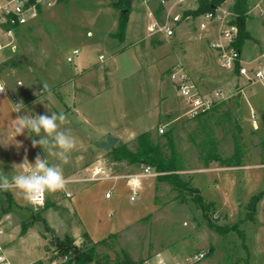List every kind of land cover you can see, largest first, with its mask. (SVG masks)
<instances>
[{
  "label": "rangeland",
  "instance_id": "obj_1",
  "mask_svg": "<svg viewBox=\"0 0 264 264\" xmlns=\"http://www.w3.org/2000/svg\"><path fill=\"white\" fill-rule=\"evenodd\" d=\"M258 1L252 0L251 7ZM113 2L58 1L38 19L17 29L13 37L3 39L0 81L7 82L8 92L23 103V109L17 113L12 99L0 95V137H9L5 146L0 145V170L10 176L20 170L13 165L23 163L25 156L30 163L37 154L46 158L41 147L32 145V140L40 137L27 132L12 137L19 115H67L68 123L63 127L70 129L76 140L82 137L89 142L87 148L76 143L70 162L63 166L64 175L72 173L70 177L76 179L93 177L96 168L101 170L96 175L99 177L126 175L130 169L113 165L101 146L100 139L116 132L100 136L99 131L116 123L135 135L152 128L156 138L161 134L159 127L164 126V133L173 130L183 155L186 170L182 174L191 178L206 201L214 202L215 209L208 212L210 218L217 224L239 225L226 234L211 229L190 191L177 190L160 180L153 187L155 177L140 178L134 201L132 178L83 180L66 184L71 197L61 191L48 192L46 201L55 202L59 209L48 208L42 215L57 233L46 231L44 222L38 221L25 238L20 237L22 221L33 220L45 203H31L13 192L16 206L7 213L0 207L5 230L15 239L13 250L8 248L11 258L17 264H51L60 260L51 249L54 234L63 236L68 231L80 237L74 238L81 246L87 242L88 230L98 241L104 240L96 247L99 260L105 256L112 261L123 258L124 251L138 261L158 252L169 261L204 252V258L190 264H264V86L257 83L243 91L238 89L235 74L221 65L211 49L217 28L209 25L201 29L203 14L183 16L196 9L198 0L174 5V13L181 15L177 22L164 9L156 13L158 0L148 4L134 0L123 40L116 36L121 10ZM225 5L232 7V2ZM150 11L160 25L173 26L172 37L150 30ZM256 12L249 14L247 23L251 38L243 49L248 56L264 46V24ZM76 48L80 53L74 56ZM100 55L105 59L100 60ZM69 56H73L72 62L67 60ZM178 63L203 92L221 89L230 97L204 116L187 118L183 99L169 78L171 67ZM44 83L49 85L50 94L43 93ZM160 104L164 109L156 118ZM251 110L256 114L257 127ZM208 139L216 142L225 159L234 153L236 141L241 142L245 152L242 165L206 164L201 145ZM128 144L135 149L136 138ZM95 151H100L99 157ZM83 157L85 165L77 168ZM49 160L57 162L51 157ZM141 170L134 168L133 172ZM108 191L112 198L106 197ZM256 197V212L241 222Z\"/></svg>",
  "mask_w": 264,
  "mask_h": 264
},
{
  "label": "built area",
  "instance_id": "obj_2",
  "mask_svg": "<svg viewBox=\"0 0 264 264\" xmlns=\"http://www.w3.org/2000/svg\"><path fill=\"white\" fill-rule=\"evenodd\" d=\"M154 0H144L145 3ZM185 0H158L168 15H172V21L177 22L181 19L179 13H174L173 8L175 4L181 3ZM264 0L256 2L249 10H257L256 15L261 19L264 24ZM58 0H0V50L3 47L2 41L4 38H10L15 35L17 29L27 26L31 21L40 17L44 10L55 6ZM174 3V4H173ZM149 15L152 17L150 30L154 33L161 32L166 38L174 35L173 26L169 23L160 25L155 19L153 12L150 11ZM204 21L201 22L200 28L206 29L209 25L217 28L216 39L210 42L211 49L215 53L221 65L232 72L236 76V86L243 91L245 88L261 83L264 81V46L262 50L253 56H248L244 53V49H239L235 46L238 38V25L233 22L236 18L235 12L231 7L225 4L216 6L214 10L205 12L203 14ZM12 49L16 46L9 43ZM80 53L78 48L73 50V55L76 56ZM101 60H104V55H100ZM73 56H69L67 60L73 61ZM169 78L177 88L178 94L182 97L185 105L184 115L189 119H196L209 113L217 104L222 100L227 99L230 95L226 94L224 90L216 89L213 92H203L193 81L183 64L178 63L171 67L169 71ZM1 84V83H0ZM5 91L0 94H8V89L5 85ZM14 105L20 104L15 96H11ZM16 108V107H15ZM253 124H256L255 113L251 112ZM159 132H165L164 126L159 127ZM100 168H96L94 176L91 178H66L67 184L70 182H77L83 180H102V179H119V178H132V195L131 200L134 201L138 195V182L140 177L158 176L160 173L154 171L149 166L143 168L139 173H132L127 175H113L109 177L96 176L100 172ZM66 197H71L72 194L66 190H61ZM48 192L35 197L31 203L43 205L46 202ZM107 197L111 196L108 191ZM4 220L0 219V264H11L6 244L3 241L5 235ZM57 253V252H56ZM55 253V254H56ZM205 257L204 252H195L187 256L185 259L169 261L161 254H156L151 258H144L139 260L136 264H190ZM60 260L54 259L51 264H65L69 259L68 256L59 257Z\"/></svg>",
  "mask_w": 264,
  "mask_h": 264
},
{
  "label": "trees",
  "instance_id": "obj_3",
  "mask_svg": "<svg viewBox=\"0 0 264 264\" xmlns=\"http://www.w3.org/2000/svg\"><path fill=\"white\" fill-rule=\"evenodd\" d=\"M58 1L62 2L67 0ZM133 1L134 0H114L113 2L114 6L121 10L119 29L116 36L122 40L125 37L129 21V13L131 11ZM228 1L232 2L231 8L236 14V18L233 22L238 25V38L235 46L239 49H243L246 41L251 38L247 23L250 17L248 12L251 8L252 0H198V6L196 9L184 12L183 16H198L200 14H204L205 12L214 10L216 6L223 5ZM163 9V6L160 5L156 13H160ZM201 147L202 158L206 164H209L212 161H217L224 164V166L242 165L245 152L243 144L239 141H236L234 153L227 159L222 158L219 154L214 140H205ZM107 153L109 154L110 161L113 165L119 166L123 164L124 168H130L126 175L134 173V168L143 169L149 166L154 171L160 173L157 176L158 180L168 182L177 190L185 189L190 191V193L193 194V202L203 211L207 218L208 226L211 229L216 230L221 234H226L231 230L237 229L239 223L229 225L217 224L208 215L209 211L215 209V204L212 201H206L201 195L200 189L193 183L191 178L182 174V171L186 170L184 158L177 147L172 129L168 130L164 134H159L156 138H154L150 130L143 131L136 137L135 149L131 148L127 142H118L117 145L107 151ZM256 204L257 197L253 198L250 202L247 212L245 213V217H242L240 220L241 222L252 217V215L256 212ZM14 206H16V202L13 197V192L0 191L1 211L3 213H7ZM51 207L59 209V206L55 202L47 200L43 208L37 214L32 216L33 220H23L21 223V235H25L29 228L38 221L44 222L46 231L53 232V229L46 223V220L42 215L45 210ZM85 239L87 242L78 246L75 238L70 234H64L63 236L54 234L53 245L51 246L52 252L53 254L57 252L56 257L68 256L69 259L65 264H136L138 262V260L133 259L127 251H124L123 258H118L114 261H112L109 256H105L104 260H99L97 258L96 247L98 244L104 242V240L95 242L87 233H85Z\"/></svg>",
  "mask_w": 264,
  "mask_h": 264
},
{
  "label": "clouds",
  "instance_id": "obj_4",
  "mask_svg": "<svg viewBox=\"0 0 264 264\" xmlns=\"http://www.w3.org/2000/svg\"><path fill=\"white\" fill-rule=\"evenodd\" d=\"M5 91L0 84V93ZM50 94L47 83L43 84V93ZM23 103L15 105L16 112L20 113ZM68 123V117L64 112H51V115H19L15 119L12 137L22 135L25 132L40 137L33 139V147H41L46 154L42 158L37 154L34 163H30L25 156L23 163L18 165L17 171L11 177L0 170V191L14 192L25 200L32 201L35 197L46 192L55 193L66 188L67 179L64 175V165L70 162V155L76 147V139L70 129L63 126ZM9 137H0V145H6ZM19 146V145H17ZM49 157L57 162L50 163Z\"/></svg>",
  "mask_w": 264,
  "mask_h": 264
},
{
  "label": "crops",
  "instance_id": "obj_5",
  "mask_svg": "<svg viewBox=\"0 0 264 264\" xmlns=\"http://www.w3.org/2000/svg\"><path fill=\"white\" fill-rule=\"evenodd\" d=\"M164 35V34H163ZM164 37H165V35H164ZM166 38V37H165ZM214 40V39H213ZM212 40V41H213ZM211 42V41H210ZM244 53H245V49H244ZM246 54V53H245ZM247 55V54H246ZM100 57V56H99ZM100 59V58H99ZM105 59V58H104ZM101 60V59H100ZM1 80V79H0ZM0 83L1 84H3V85H5L6 87H7V89L9 90V85L7 84V82H5V80H2V81H0ZM262 83V85L264 86V81L263 82H261ZM0 95H3V94H0ZM9 98H11V94L10 93H8V94H6ZM66 108H69V107H66ZM163 105L162 104H160V106H159V108H157V111H156V118H158L159 116H160V113H162L163 112ZM70 111H73V110H70ZM251 111H253V110H251ZM74 112H76L77 113V110H74ZM263 112V111H262ZM256 115V114H255ZM2 116H3V114H2V111L0 110V118H2ZM255 118H256V116H255ZM253 119V118H252ZM255 127H257V122H256V124H253ZM121 127H122V125H120V124H116V123H113V124H111L109 127H108V129H106V131H99L100 133V136H102V134H105L104 132H106V134H110V133H112V132H116L115 134H117V135H115L118 139H119V142H129L130 140H133V139H135L137 136H138V134L137 135H135V133H133V131H128V130H126V129H121ZM152 128H147L146 130H151ZM145 130V131H146ZM89 139H93V136L92 135H89ZM101 140V142L103 141V140H105V139H100ZM76 143L77 144H79V145H81V146H83V147H85V148H87L88 146H89V142H88V139H85V138H80V139H77L76 140ZM95 153H96V155H98L97 157H99V155H100V151H95ZM85 161V159H84V157L83 158H80V160L78 161V163H77V168H79L80 166H83V165H85V163L86 162H84ZM77 168H74V170H76ZM73 170V171H74ZM16 172H13V173H11L12 175H14ZM12 175H10V176H12ZM72 175V173H70V176ZM70 176H66L65 175V177L66 178H71ZM153 177H155L156 178V180H154V181H152V186L153 187H155V183L156 182H158L159 180L157 179V176H151L150 178H153ZM140 178H142V177H140ZM140 178H139V180H140ZM121 179V178H120ZM156 181V182H155ZM77 182H79V181H77ZM91 182V181H90ZM70 183H73V182H70ZM139 183V182H138ZM139 185V184H138ZM151 186V187H152ZM14 195V194H13ZM107 197V196H106ZM109 198V197H108ZM110 198H112V195L110 196ZM14 199H15V196H14ZM16 201V200H15ZM53 229V228H52ZM54 230V229H53ZM87 230V229H86ZM56 233H57V231L56 230H54ZM29 232V231H28ZM27 232V233H28ZM87 232H88V234L90 235V237H91V239L93 240V241H95V242H98V240H100V239H96V238H94L93 236H92V234L87 230ZM26 233V234H27ZM26 234L25 235H21L20 237H22V238H25V236H26ZM64 234H70L68 231H65V233ZM63 234V235H64ZM59 236H61V234H58ZM74 237H77V236H75L74 235ZM76 239H80V237H77ZM3 241H4V243L6 244V243H10V245L9 246H6L7 247V253H8V257H9V260H10V263L11 264H17L16 263V261H15V259H12L11 258V255L9 254V252H8V248H10V250L12 251L13 250V248L11 249V246L13 245V243L15 242V239H14V237H12L11 236V234L10 233H8V232H6L5 233V237L3 238ZM158 254H160L159 252H158ZM134 259V258H133ZM136 260V259H135Z\"/></svg>",
  "mask_w": 264,
  "mask_h": 264
},
{
  "label": "water",
  "instance_id": "obj_6",
  "mask_svg": "<svg viewBox=\"0 0 264 264\" xmlns=\"http://www.w3.org/2000/svg\"><path fill=\"white\" fill-rule=\"evenodd\" d=\"M118 142L119 139L116 136L109 135L106 140L101 142V146L107 151H109L114 148Z\"/></svg>",
  "mask_w": 264,
  "mask_h": 264
}]
</instances>
